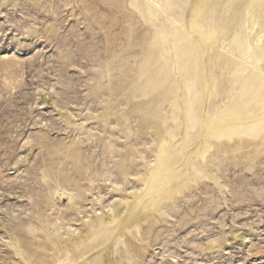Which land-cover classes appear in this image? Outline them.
Returning <instances> with one entry per match:
<instances>
[{
    "label": "rangeland",
    "instance_id": "rangeland-1",
    "mask_svg": "<svg viewBox=\"0 0 264 264\" xmlns=\"http://www.w3.org/2000/svg\"><path fill=\"white\" fill-rule=\"evenodd\" d=\"M0 264H264V0H0Z\"/></svg>",
    "mask_w": 264,
    "mask_h": 264
}]
</instances>
